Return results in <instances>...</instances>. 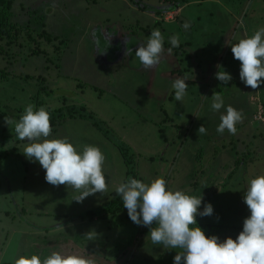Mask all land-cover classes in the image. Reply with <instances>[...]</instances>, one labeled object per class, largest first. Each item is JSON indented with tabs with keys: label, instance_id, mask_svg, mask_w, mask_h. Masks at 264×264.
Instances as JSON below:
<instances>
[{
	"label": "rangeland",
	"instance_id": "374dc122",
	"mask_svg": "<svg viewBox=\"0 0 264 264\" xmlns=\"http://www.w3.org/2000/svg\"><path fill=\"white\" fill-rule=\"evenodd\" d=\"M6 1L42 53L0 40V264H264V0Z\"/></svg>",
	"mask_w": 264,
	"mask_h": 264
},
{
	"label": "trees",
	"instance_id": "16d2710c",
	"mask_svg": "<svg viewBox=\"0 0 264 264\" xmlns=\"http://www.w3.org/2000/svg\"><path fill=\"white\" fill-rule=\"evenodd\" d=\"M175 1H178V0H172L171 1V5L175 6L173 8V10H177L181 7V5H179V4L178 5L176 3L174 4ZM186 2H188V1H186ZM9 4H10L9 1H6L0 5V40H2V41L4 40L7 43V45L9 47H11L14 44L22 45V42L20 41L21 35L28 36L29 41L34 42V48L32 49L31 54L39 56L42 53V51L40 50V46H39L41 44V42L36 41L35 33H34L33 29H31L28 25H26V27L25 26L20 27L19 23L11 21V17H12L13 13L11 11L12 8L10 7L11 4L10 5ZM41 35L45 36L46 37L45 39L50 44H52L55 40H60V38L54 37L53 35H49L46 32L41 33ZM145 36H146L145 38L147 39V42L153 41V39L149 38L150 35H147V33L145 34ZM116 44L120 45L119 42H117ZM0 49H2L1 44H0ZM55 50H56V53H58V52L61 53L59 46H55ZM3 52L4 51H2V53ZM117 52L118 51H114L115 54H117ZM48 57L50 58V56H48ZM3 74H7V73L3 69L0 68V77ZM44 90H46V89H44ZM39 95H40V93H39ZM1 104L2 103H0V105ZM38 107H39V103H37V109H36V112L34 115L35 117H33L34 118L33 120H35V118H36V124H37V125L36 124H33V125H35L37 127H39L40 125H49L51 128L56 129L67 118H72V119L84 118V119L94 121L93 118L91 117V115L86 113L84 106L78 107V106H75L74 104H71V105H65L64 107H60L58 109H55V108L48 109L47 111H41V109ZM8 109H9L8 105H4V107L0 109V111H1L0 118L1 119L2 118L14 119V115H11L8 112ZM93 124L98 129H100L101 132L104 133V131H105L104 127L96 124L95 121L93 122ZM106 135H108V134H106ZM173 142H172V144H173ZM117 147L119 148L120 152H122V156L124 157V159H127V156H128V154L126 152L127 151L126 150L127 145L117 144ZM237 164H238V167H240L241 166V160L238 161ZM91 214H93L94 216L98 215V213H91ZM184 225H186V224L184 223Z\"/></svg>",
	"mask_w": 264,
	"mask_h": 264
},
{
	"label": "flooded vegetation",
	"instance_id": "af4514ba",
	"mask_svg": "<svg viewBox=\"0 0 264 264\" xmlns=\"http://www.w3.org/2000/svg\"><path fill=\"white\" fill-rule=\"evenodd\" d=\"M123 36H124V39H122V41H119V42L121 44L124 42V45H125V43H126L125 37H127V36H125V35H123ZM128 37L126 39H128ZM115 41H117V40H115ZM118 54H120V52ZM59 243H60V241H49V242H47V244L43 245V249H42L43 254L45 255L46 251L49 248H53V250H59L60 249ZM70 244H72L76 248V252L78 253L79 256H81L83 258H88L90 260H100L99 258L101 257V254L96 247H89V246L83 245V244H81L79 247L78 245H75L73 243H70ZM90 260H88V261H90ZM45 264H54L53 259L47 261Z\"/></svg>",
	"mask_w": 264,
	"mask_h": 264
},
{
	"label": "crops",
	"instance_id": "0c3cea01",
	"mask_svg": "<svg viewBox=\"0 0 264 264\" xmlns=\"http://www.w3.org/2000/svg\"><path fill=\"white\" fill-rule=\"evenodd\" d=\"M181 11H182V7H180V8L177 9V10L167 11V12H164V13H160V11H158V12H159V14H161L162 17L164 18L166 15H167L166 17H168V14H169V13H172V14L175 13L176 16L179 17V15H181V14H179ZM154 13H155V12H154ZM157 14H158V13H157ZM166 17H165V18H166ZM155 19H157V18H155ZM110 30H112V29H110ZM114 30H115V29H113V31L110 32V33L113 34V33H114ZM129 30H130V29H129ZM137 33H139V31H138ZM139 34H140V33H139ZM124 35H128V36L130 35V38H129L130 40H131V37H132V39H133V38L135 39V44H134V46H133V48L135 49V48L138 46V45H137V42H139V38L136 36L135 32L130 30V31H127V34H124ZM140 35H141V34H140ZM185 35H186V34H185ZM133 36H134V37H133ZM156 37H157V36H156ZM144 38H145V37H144ZM140 40H142V41L144 40L145 43L147 42V41H146L147 39H146V40H145V39H140ZM128 42H129V41L127 40V43H128ZM145 43H144V44H145ZM174 43H175V42H174ZM185 43H186V42H185ZM146 44H149V43H146ZM182 44H183V43H182ZM164 45H165V46H168V44H167V43L165 44V42H164ZM126 47H127V46H126ZM168 47H169V48H173V46H172L171 44H170ZM174 50H176V49L174 48ZM177 51H178V50H177ZM175 52H176V51H175ZM176 53H177V52H176ZM178 55H179L178 53H177V55H174V58L177 59V58H178ZM182 68H183V67H181V65H180V69L178 70V72L181 71ZM183 69H185V68H183ZM185 70H186V69H185ZM214 78H215V77H214ZM213 81H214V79L212 80V83H211V84H213ZM254 97H255V96H254ZM254 97H253V98H254ZM253 98H252V100H253Z\"/></svg>",
	"mask_w": 264,
	"mask_h": 264
},
{
	"label": "built area",
	"instance_id": "2783aa9c",
	"mask_svg": "<svg viewBox=\"0 0 264 264\" xmlns=\"http://www.w3.org/2000/svg\"><path fill=\"white\" fill-rule=\"evenodd\" d=\"M254 117L262 122H264V107L261 104H258L257 112Z\"/></svg>",
	"mask_w": 264,
	"mask_h": 264
},
{
	"label": "clouds",
	"instance_id": "9594fccd",
	"mask_svg": "<svg viewBox=\"0 0 264 264\" xmlns=\"http://www.w3.org/2000/svg\"><path fill=\"white\" fill-rule=\"evenodd\" d=\"M125 36H127V35H125ZM128 37V36H127ZM129 38V37H128ZM126 40V39H125ZM128 40V39H127ZM127 40L125 41V42H127ZM125 46H126V43H125ZM256 104H257V109H258V104H261L263 107H264V103H263V101H262V98H257L256 99ZM257 109H256V112H257ZM255 112V113H256ZM255 115V114H254ZM264 123V122H263Z\"/></svg>",
	"mask_w": 264,
	"mask_h": 264
}]
</instances>
